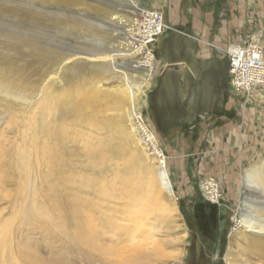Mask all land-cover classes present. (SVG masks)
<instances>
[{"label": "rangeland", "instance_id": "rangeland-1", "mask_svg": "<svg viewBox=\"0 0 264 264\" xmlns=\"http://www.w3.org/2000/svg\"><path fill=\"white\" fill-rule=\"evenodd\" d=\"M8 1V5L0 3L1 31L17 30L13 13L20 5L17 0ZM56 1L50 0V6H63L64 14L71 17L64 20L70 27L66 31L51 29L44 34L55 46L60 47V42L99 43V35L117 33L108 32V16L135 18L139 9L161 12L167 30L148 48L157 62L150 89L125 97L123 111L111 110L101 116L113 121V126L111 131L99 132L98 139L117 149L100 168L101 174L87 170L78 146L69 147V170L102 178V190L114 199L96 196L71 182L49 196L28 200L14 175L6 174L0 181V245L10 256L8 264H228L238 187L244 171L264 159V92L248 94L232 89L225 53L232 45L251 42L264 29V0H132L134 8L129 10L119 0ZM206 6L220 7L207 10ZM84 17L92 35L80 38L71 28ZM120 37L113 36L115 40ZM81 62L85 67L90 64L84 59ZM85 67L81 79L88 88L92 81ZM114 69L112 75L97 76L101 89L113 82L119 83L120 89L134 85L131 76L122 80V69ZM135 113L141 115L143 127L155 134L148 130L166 158L172 197L159 200L152 196L148 184L156 175L157 156L147 145L153 153L150 156L135 136ZM122 116H127L123 124L119 121ZM128 133L134 135V142L127 139ZM130 159H135L138 167L128 169ZM43 189L46 192L45 186ZM76 197L96 206L95 220L113 222L106 226L108 232L101 242L104 254L86 252L74 241L79 221L72 211ZM173 208L180 221L171 224ZM177 224L183 225L184 233L172 231ZM114 229L126 234L116 235ZM161 240L175 242L158 250L152 246Z\"/></svg>", "mask_w": 264, "mask_h": 264}, {"label": "bare ground", "instance_id": "bare-ground-1", "mask_svg": "<svg viewBox=\"0 0 264 264\" xmlns=\"http://www.w3.org/2000/svg\"><path fill=\"white\" fill-rule=\"evenodd\" d=\"M1 2L3 5L11 3L8 0ZM119 2L128 10L134 8L130 6L132 0ZM17 4L20 6L13 13L17 30H0V181L6 174L14 175L23 197L28 200L49 196L55 189L71 182L82 185L96 196L114 199L113 195L108 196L102 190V178L92 173L85 176V173L81 175L69 170L72 156L69 147L78 146L87 170L101 174L100 168L117 151L98 139L99 132L111 131L113 126V121L102 120L101 116L111 110L123 111L125 97L133 98L149 90L157 62L148 49L142 51L144 45L139 48L131 43L136 24L133 17L121 14L108 16V32L115 30L117 33L99 35V43L71 45L60 42L59 47L50 43L51 37L44 34L51 33V29L66 31V28H70L64 20L71 15L64 14L63 6H50V0H38V3L17 0ZM85 20V17L82 18L71 28L80 38L92 35ZM118 35L121 36L120 41L113 38ZM255 40L264 47V29L253 37ZM83 59L90 62L87 67L82 64ZM69 61L74 62L68 66ZM139 66L142 68L136 71L134 68ZM84 67L90 71L92 81L88 88L83 87L81 79ZM117 67L122 69L120 73L125 76L122 80L131 76L134 85L120 89L119 83L111 81L114 85L101 89L97 76L100 73L112 75ZM56 70L59 73L54 74ZM140 117L139 113H135L133 130L151 156L153 153L147 149L145 136L141 138L145 128ZM126 119L127 116H122L119 121L123 124L127 122ZM127 139L135 141L131 133H128ZM155 142L152 151L160 158V149ZM157 157L156 175L148 186L152 196L161 200L163 196L172 197L173 188L161 159ZM128 165L130 170L138 167L135 159H130ZM237 197L236 226L229 237L227 263L257 264V260L264 264V159L244 171ZM74 200L77 206L72 211L79 219L76 221L78 230L74 241L86 252L92 250L104 254L106 248L101 242L108 232L106 226H111L113 222L106 218L95 220L93 211L96 206L91 201L78 197ZM172 211L171 224L180 221L176 209ZM32 215L40 219L37 212L33 211ZM84 223L89 226L88 229H85ZM180 230L184 233L183 225L173 226V232ZM111 231H115L116 235L126 234L124 230ZM162 240L154 241L152 246L158 250L165 244L175 242ZM1 248L0 245V264H8L10 256ZM106 255H110L108 250Z\"/></svg>", "mask_w": 264, "mask_h": 264}, {"label": "built area", "instance_id": "built-area-1", "mask_svg": "<svg viewBox=\"0 0 264 264\" xmlns=\"http://www.w3.org/2000/svg\"><path fill=\"white\" fill-rule=\"evenodd\" d=\"M138 12V17L133 18L136 24H134L131 43L139 48L144 45L145 47H141L144 51L167 30V26L163 14L159 11L139 9ZM225 54L229 84L232 89L248 94L264 92V47L259 42L252 40L249 43L232 45ZM148 130L146 127L145 133L147 131L148 134L143 133V136L149 149L152 150L155 139L150 134L152 131ZM156 144L159 145L158 142ZM160 158H162L161 165L166 168V158L161 149Z\"/></svg>", "mask_w": 264, "mask_h": 264}, {"label": "crops", "instance_id": "crops-1", "mask_svg": "<svg viewBox=\"0 0 264 264\" xmlns=\"http://www.w3.org/2000/svg\"><path fill=\"white\" fill-rule=\"evenodd\" d=\"M217 7L219 8L220 6H206L205 9H207V10H209V9H211V10H216ZM239 8H240V7H239ZM239 8H236V9L238 10ZM165 82L168 84V82H170V80H169V79H165Z\"/></svg>", "mask_w": 264, "mask_h": 264}, {"label": "water", "instance_id": "water-1", "mask_svg": "<svg viewBox=\"0 0 264 264\" xmlns=\"http://www.w3.org/2000/svg\"><path fill=\"white\" fill-rule=\"evenodd\" d=\"M171 68H172L173 70H177V69H179L178 66H171Z\"/></svg>", "mask_w": 264, "mask_h": 264}]
</instances>
